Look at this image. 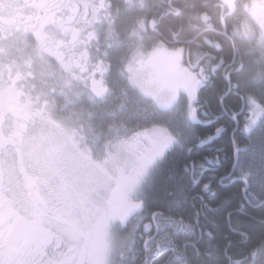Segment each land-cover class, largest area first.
<instances>
[{
	"label": "snow or ice",
	"instance_id": "snow-or-ice-1",
	"mask_svg": "<svg viewBox=\"0 0 264 264\" xmlns=\"http://www.w3.org/2000/svg\"><path fill=\"white\" fill-rule=\"evenodd\" d=\"M0 264H264V0H0Z\"/></svg>",
	"mask_w": 264,
	"mask_h": 264
}]
</instances>
